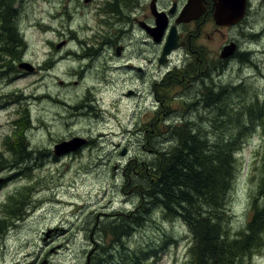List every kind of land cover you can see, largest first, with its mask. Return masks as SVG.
I'll return each mask as SVG.
<instances>
[{"label": "rangeland", "instance_id": "374dc122", "mask_svg": "<svg viewBox=\"0 0 264 264\" xmlns=\"http://www.w3.org/2000/svg\"><path fill=\"white\" fill-rule=\"evenodd\" d=\"M251 2L252 12L246 15L240 30H225L224 35H216L212 39L214 48L225 37L230 38L234 33H240L238 37L242 50L250 60V63L244 61L241 55L238 61L224 67L222 79L212 77V81H209V84L221 88L237 86L241 78H246V88L242 87L227 101L230 108L233 106L229 103L234 100L250 104L258 94H264V5H260L264 3L258 2L260 4L256 11V0ZM104 4L105 0H99L94 5L92 2L85 3V0H21L20 5L19 2L16 4L24 49L19 60L17 57L1 54L0 51V59L6 62L2 68L3 61H0V76L3 72L8 74L0 77V152L7 153L4 144L6 138H13L16 127L14 122L27 113V146L45 150L47 155L41 159L44 164L40 163V167H36L38 161L35 163L36 168L31 170L30 177L19 175L17 169L0 173V211L18 188L33 185L37 191L35 207L28 208L30 212L27 216L14 213L12 222L9 221V227L5 228V234L0 238V264H41L47 259L51 264H85L86 256L94 252L93 240L99 243V246H94L100 248L99 253L106 254L103 253L106 250L103 247V233L98 226L104 228L108 221L115 218V213L132 212L139 200L137 185L142 182L139 165L151 163L154 158L152 152L145 149L151 146L149 141L142 138L143 135L149 136L155 129L154 124L163 130L168 126L170 118L209 125L204 130L212 127L210 109L213 108H208L206 112L201 109L204 107L200 104L205 103L196 97L191 98L194 93L190 94V91L193 92L194 88L187 87L188 82L184 87L175 82L168 85L169 78L165 82H158L157 92L167 95L159 96L161 105L153 97V90L147 96L128 95L127 89L135 90L131 85L134 82L121 80L112 71H108L111 75L106 77L114 89L99 96H91V92L85 88L89 86L84 85V79L68 74L70 70L78 69L83 64L74 56L71 58L73 61L56 66L52 73L49 71L48 58L51 54L54 55L51 59L55 60L64 57L66 53L81 54L83 50L80 42L95 40L97 36L109 39L110 15H98L104 9ZM60 16L63 19H55ZM59 19L62 25L59 24ZM84 26H90V29H83ZM248 28H252V34L243 32ZM72 32L78 33L76 42L71 38ZM63 42L68 46L57 53L56 47ZM21 63L31 64L33 71L20 69ZM256 66L259 69L255 70ZM94 69L104 72L102 66L95 65ZM92 74L94 76L90 79L100 75L99 72ZM62 77L68 79L67 85L60 79ZM95 85L99 87L104 83L95 82ZM153 86L152 84L150 87ZM90 88L92 92L95 91L92 85ZM119 92H122L121 95H118ZM95 99L100 106L96 105ZM186 100L188 107L184 105ZM14 101L17 102L12 104ZM204 114L206 124L204 120L196 121L198 116ZM192 128L201 131L196 123ZM74 137L85 138L88 144L77 153L55 157L54 146ZM243 142L234 157L238 173L226 200L230 235L246 229L251 219L254 199H258L257 205L264 203V196L259 195L264 153V134L260 133V127L256 131H248ZM172 146H175V139L155 143V147L163 151ZM124 151L126 154L123 156ZM16 174V177L11 178ZM155 210L153 220H157L162 212L161 209ZM0 217H4L2 211ZM160 221L163 223V220ZM147 224L154 226L153 222ZM162 227L177 241L159 255L155 264H186L192 242L189 229L178 219L164 221ZM144 232L148 235L145 236ZM135 236L155 238L157 235H153V228L149 227L147 230L139 229ZM140 238L131 240L126 237L123 239L126 241L124 245L134 250L137 246L134 241ZM106 242L109 244L111 240L107 238ZM114 247L121 250L119 245ZM248 264H264V248L251 256Z\"/></svg>", "mask_w": 264, "mask_h": 264}, {"label": "trees", "instance_id": "16d2710c", "mask_svg": "<svg viewBox=\"0 0 264 264\" xmlns=\"http://www.w3.org/2000/svg\"><path fill=\"white\" fill-rule=\"evenodd\" d=\"M17 2L20 4L21 0H0V45L3 44L0 51L1 54L17 57L19 60L24 42L17 21ZM5 63L3 61L2 68ZM3 73L0 77L8 75ZM204 84L193 91L196 89L198 92L196 94L201 99L200 102L207 97L212 100L210 107L213 109L209 108L212 110V128L198 132L193 130V125H189V120H182L179 123L173 122L171 126L166 125L163 130L154 124V131L147 137L144 135L151 146L145 149H149L154 158L151 163L139 165L142 182L137 185L138 203L132 212L115 213V218L108 221L104 228L98 226L103 233V247H106L103 253L106 254H100L99 248L97 254L91 256L92 264H155L159 255L177 241L162 227L164 221L175 219L182 221L191 235L186 264H248L249 258L264 248V203L257 205L258 199H254L251 219L246 229L230 235L226 201L238 173L234 157L241 149L244 138L248 131H256L259 127L260 133L264 134V99L260 100L256 96L250 104L234 100L229 103L233 106L230 108L228 99L242 87H238V90L231 87L218 88L209 82ZM208 103L200 105L206 107ZM201 109L206 112L208 108ZM205 119L204 114L198 116L196 121L204 120L206 124ZM28 122L27 113L14 122L16 127L13 138L7 136L4 143L7 153L0 152V173L17 169L19 175L30 177L31 170L40 167L41 159L47 155L45 150L27 146ZM171 139H175V146L170 149L163 151L155 147V143L170 142ZM262 160L260 196H264V153ZM37 161L38 165L35 167ZM16 176L17 174L11 178ZM36 192L33 185H24L6 200L7 203L1 210L4 217H0V238L12 222L14 213L27 216L30 212L28 208L35 207ZM155 209L162 210L161 213L157 211L160 213L157 220L152 218ZM151 222L154 226L147 224ZM149 227L153 228V235H157L155 238H144L148 235L146 232L142 238L135 236L139 229L147 230ZM126 237L131 240L140 238L134 241L137 243L134 250L124 245L126 241L123 238ZM107 238L111 240L109 244L106 242ZM155 243L160 245H152ZM115 245H119L121 250H116L118 247H114Z\"/></svg>", "mask_w": 264, "mask_h": 264}, {"label": "flooded vegetation", "instance_id": "af4514ba", "mask_svg": "<svg viewBox=\"0 0 264 264\" xmlns=\"http://www.w3.org/2000/svg\"><path fill=\"white\" fill-rule=\"evenodd\" d=\"M189 1L105 0L104 9L98 15H103V17L108 14L110 15L108 24L110 27V37L106 39L97 36L95 40L80 42L83 53H75L73 56L76 60L83 62V64L78 69L73 68V70H70L68 72L69 76L75 77L83 70L79 77L80 79H84L85 86H89L85 87L86 90L89 93L91 92V96H99L103 92L114 89L113 86H110L106 77L111 75L107 72L112 71L121 80L128 79L134 82L131 85L134 86L135 90L127 89L128 95L147 96L149 91L153 90V97L159 102L160 100L157 96H163V94L157 92L156 86L158 82H165L167 78H169L168 85L175 82L180 87H184L188 82L189 85L186 84V86H196L198 88L200 84L212 81L211 77H219L213 73L215 68L222 65V67L228 66L231 62L238 61L241 54L243 56L245 53L242 50V44L238 37L240 34L238 33L233 32L235 35L230 38L225 37L214 48L212 47V39L216 35H224L223 31L225 30L237 28L240 30L239 28L242 27L243 20L251 11V1L253 0H247L245 17L232 27L220 26L216 23L217 0H193L195 3L200 4L195 10V14L198 17L190 22H180L181 14ZM260 1L264 3V0H256V3ZM91 2L94 5L99 3V0H85L87 4ZM260 5L264 4L261 3ZM69 11L71 12L72 8ZM102 20L106 21L105 18ZM159 20L160 24L164 22L165 27L162 31V38L160 37V41L156 42L152 34L154 31L157 32ZM86 28L90 29V26H84L83 29ZM247 31L253 33L249 28ZM171 32L176 34V43L180 47L172 51L167 56L166 63L163 64L160 60L164 45ZM232 43L236 45L234 54L228 59L221 58L224 48ZM67 46L66 42L59 44L56 47V52L59 53V51L64 50ZM51 57H54V55L51 54L49 56L47 68L52 73L56 66H58L56 63L58 59H51ZM95 65L98 67L102 66L105 73L102 71L98 78L90 79V77L94 76L92 73L100 72L94 69ZM179 67L183 76L174 73V71H178ZM86 77L89 78L86 80ZM60 79L66 85L69 82L67 78L62 77ZM109 81L111 82L110 79ZM95 82L104 83V85L98 87L95 85ZM152 84L154 85L153 88L150 87ZM90 85L95 88V91L92 92ZM139 86L140 88H138ZM121 93L119 92L118 95H121ZM86 96L89 97L88 95ZM194 97H196V93L191 98ZM95 101L96 105L100 106L96 99ZM15 103L14 101L12 104ZM155 103L157 104V102ZM67 105L72 104L67 103ZM98 248L96 249L98 250ZM94 254L96 255V252ZM44 261H47V264H51L48 259Z\"/></svg>", "mask_w": 264, "mask_h": 264}, {"label": "water", "instance_id": "95a60500", "mask_svg": "<svg viewBox=\"0 0 264 264\" xmlns=\"http://www.w3.org/2000/svg\"><path fill=\"white\" fill-rule=\"evenodd\" d=\"M217 11L215 14V21L220 26H234L238 24L244 17L246 12V3L247 0H217ZM197 6H200L199 3H195L193 0H190L187 6L184 8L181 17L180 22H190L194 19H196L198 16L195 14ZM165 27L164 22L158 21V28L157 32H153V37L156 42H159L160 37L162 35V31ZM155 30V29H154ZM177 36L174 32H171L170 36L168 37L164 48L163 53L161 57V63L165 64V60L167 59V56L172 53V51L178 49L180 46L177 45ZM236 45L233 43L231 45H228L225 47L222 58H228L230 57L234 51H235ZM20 69H26L28 72L33 71V67L29 63H21L19 65ZM87 144V140L75 137L68 141H63L59 144H56L54 147V154L56 156H63L66 154H70L73 152H76L80 150L84 145ZM126 152L124 151L122 155H125ZM20 264V263H15ZM42 264H47V261H44ZM86 264H91V256L89 255L87 257Z\"/></svg>", "mask_w": 264, "mask_h": 264}, {"label": "bare ground", "instance_id": "6f19581e", "mask_svg": "<svg viewBox=\"0 0 264 264\" xmlns=\"http://www.w3.org/2000/svg\"><path fill=\"white\" fill-rule=\"evenodd\" d=\"M260 3H255V5H254V9L257 11L258 10V8L259 7H257L258 5H259ZM20 5V4H19ZM18 5V6H19ZM15 8L17 9V7L15 6ZM253 9V10H254ZM252 12V11H251ZM246 13V12H245ZM73 17V16H72ZM57 18H62L63 19V17L62 16H60V17H56L55 19L57 20ZM59 24H61V20L59 19ZM62 25V24H61ZM237 25V24H236ZM247 25V24H246ZM249 27V26H248ZM244 28V27H243ZM252 29V28H251ZM243 30V29H242ZM243 32H245L244 30H243ZM247 32V31H246ZM247 33H250V32H247ZM22 34V33H21ZM240 34V33H239ZM252 34V33H251ZM77 35H78V33H74V32H72L71 33V38L73 39V42H76V40H77ZM257 35V34H256ZM22 36V35H21ZM248 36V35H247ZM246 36V37H247ZM162 38V37H161ZM240 38V37H239ZM247 39V38H246ZM79 41H82L81 39H79ZM86 40H84V41H82V42H85ZM239 43V42H238ZM243 43V42H242ZM233 44V43H232ZM247 44H249V42L247 43ZM245 45V44H244ZM247 47H248V45H247ZM246 47V49H248ZM250 47H251V45H250ZM225 49V48H224ZM224 51V50H223ZM235 51H236V47H235ZM234 51V52H235ZM246 51V50H245ZM247 52H252V51H247ZM255 52V51H254ZM223 53V52H222ZM222 53H221V58H222ZM234 54V53H233ZM232 54V55H233ZM231 55V56H232ZM242 55V54H241ZM230 56V57H231ZM247 56H248V54H243V59H244V61H246V62H249L250 63V60L249 59H247ZM258 56V55H257ZM73 57V53H66V55L64 56V57H61L60 59H58L57 61H56V63H57V65L58 66H60L61 64H63V63H65V62H68V61H70L71 60V58ZM230 57H228V58H230ZM228 58H223V59H228ZM182 59V58H181ZM241 60V59H240ZM71 61H73V60H71ZM188 61V60H187ZM232 61V60H231ZM189 63V62H188ZM187 63V64H188ZM188 66H189V64H188ZM223 66V65H222ZM222 66H218L217 68H215L214 70H213V73L215 74V75H217V76H219V77H217V78H220L221 77V79L224 77V67H222ZM257 66L254 68L255 70H257ZM184 69V68H183ZM189 69V68H188ZM192 69V68H191ZM259 69V68H258ZM109 70V69H108ZM174 70H176V69H174ZM182 70V69H181ZM190 71H192V70H190ZM83 72V70L81 71V72H79V74H77L75 77L76 78H78L79 76H80V74ZM193 72V71H192ZM196 72V71H195ZM259 72H260V70H259ZM99 73H101V72H99ZM174 73H176V74H179V75H182L181 74V72H180V69H178V71L176 70V71H174ZM190 73V72H189ZM262 74V73H261ZM189 75V74H188ZM192 75V74H191ZM183 76V75H182ZM257 76V75H256ZM258 78V77H257ZM161 79V78H160ZM211 79H212V77H211ZM159 80V79H158ZM219 80V79H218ZM217 80V81H218ZM241 80V82H239ZM238 82L240 83L239 85H231L230 87L231 88H233V89H236V88H238V87H245L246 85H247V83L248 82H245V80H246V78H241ZM245 82V83H244ZM160 83V82H159ZM193 84V83H192ZM225 84V83H224ZM223 84V85H224ZM227 84V83H226ZM236 84V83H235ZM249 84H250V82H249ZM189 85V84H188ZM220 86V85H219ZM188 87V86H187ZM222 87V86H221ZM251 87V86H250ZM193 88H196V86L195 87H193ZM246 88V87H245ZM250 89V88H249ZM252 89V88H251ZM253 89H254V87H253ZM238 90H239V88H238ZM253 91V90H252ZM192 93H198L197 91H196V89H195V91H193V92H191L190 91V94H192ZM233 95V94H232ZM167 95H165V94H163V96L162 97H166ZM191 96V95H190ZM189 96V97H190ZM157 97H159V96H157ZM257 97H258V99L260 98V100H263V98H264V94L262 95H260V94H258L257 95ZM196 98H198V100H200L201 101V99L199 98V96L198 95H196ZM210 98V97H209ZM204 99V98H203ZM218 100H220V99H218ZM229 100V99H228ZM203 103H207V102H209L208 103V105L206 106V107H204V108H211L210 107V103L212 102V100H210V99H208V97L207 98H205L204 99V101H202ZM186 103H188V101L186 100V101H184V105H185V107H186ZM227 104V103H226ZM62 105V104H61ZM224 108V107H223ZM67 110V109H66ZM65 110V111H66ZM72 114V113H71ZM79 114V113H78ZM80 114H81V112H80ZM169 115H171L172 113H168ZM169 115H167V117H169L170 118V116ZM172 117V116H171ZM182 122V118L181 119H174L173 118V120H171V118H170V120H168V126H171L172 124H173V122H175V123H179V122ZM190 123V124H189ZM188 124L189 125H194L195 123L196 124H198L199 125V130L200 129H203V128H205V126H203V124L202 125H200L199 124V122H189ZM183 124V123H182ZM182 124H180V125H182ZM184 124H185V122H184ZM204 124H205V122H204ZM178 125V124H177ZM177 125H174V126H177ZM185 126H186V124H185ZM213 126V125H212ZM190 127V126H189ZM185 128V127H184ZM212 128V127H211ZM204 131V130H203ZM197 133V132H196ZM160 136V135H159ZM164 136V135H163ZM75 138V137H74ZM142 138H144V135H143V137ZM166 138V137H165ZM73 139V138H72ZM83 139H85V138H83ZM145 139V138H144ZM156 139V138H155ZM204 139H205V137H204ZM71 140V139H70ZM85 140H87V139H85ZM148 140V139H147ZM160 140V139H159ZM158 141V140H157ZM61 143V142H60ZM87 144H88V140H87ZM86 144V145H87ZM86 145H84V146H86ZM83 146V147H84ZM55 147V146H54ZM82 147V148H83ZM81 148V149H82ZM80 149V150H81ZM80 150H78V151H80ZM78 151H76V152H73V153H77ZM73 153H70V154H73ZM55 155V154H54ZM66 155H69V154H66ZM65 156V155H64ZM124 156V155H123ZM55 157H58V156H56L55 155ZM18 168H19V166H18ZM104 239V238H103ZM123 239H125V238H123ZM93 248H94V252H91V253H89L88 254V256L90 255V256H92L93 255V253H97L98 252V250H99V248H98V250L96 249L97 247H94V246H96L97 244H99V243H97L96 241H94L93 240ZM120 245V244H119ZM99 246V245H98ZM88 256H86V260L85 261H87V257ZM15 264V263H14Z\"/></svg>", "mask_w": 264, "mask_h": 264}]
</instances>
